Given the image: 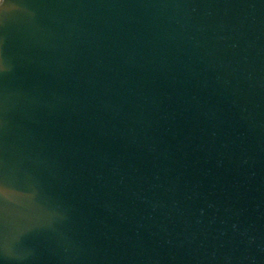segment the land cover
Instances as JSON below:
<instances>
[{"label":"water","instance_id":"95a60500","mask_svg":"<svg viewBox=\"0 0 264 264\" xmlns=\"http://www.w3.org/2000/svg\"><path fill=\"white\" fill-rule=\"evenodd\" d=\"M0 264H264V0H0Z\"/></svg>","mask_w":264,"mask_h":264}]
</instances>
